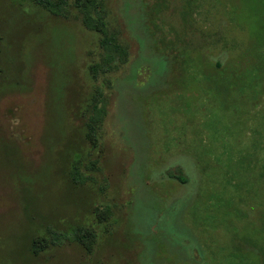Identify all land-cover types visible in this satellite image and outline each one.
I'll list each match as a JSON object with an SVG mask.
<instances>
[{"label": "rangeland", "instance_id": "374dc122", "mask_svg": "<svg viewBox=\"0 0 264 264\" xmlns=\"http://www.w3.org/2000/svg\"><path fill=\"white\" fill-rule=\"evenodd\" d=\"M64 1L0 0V264H264V0Z\"/></svg>", "mask_w": 264, "mask_h": 264}, {"label": "trees", "instance_id": "16d2710c", "mask_svg": "<svg viewBox=\"0 0 264 264\" xmlns=\"http://www.w3.org/2000/svg\"><path fill=\"white\" fill-rule=\"evenodd\" d=\"M35 1L42 5L45 9L53 12H57L58 8L60 9V7L65 5L64 0H59L57 3L49 0ZM75 3L77 7H80L84 11V17L81 19L83 26L89 30H94L102 34L99 45L103 48L107 47L108 49L116 48L113 37L106 31V26L102 21V17L99 16V5H93V0H75ZM89 10H91L96 15L95 18L89 16ZM257 58L258 60H261L262 56L258 55ZM93 132V128L90 127V133L92 134ZM36 246L38 249H41L39 243H36Z\"/></svg>", "mask_w": 264, "mask_h": 264}]
</instances>
